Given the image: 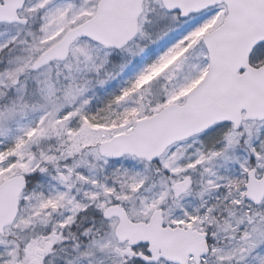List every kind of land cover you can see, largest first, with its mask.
I'll return each mask as SVG.
<instances>
[{
  "label": "snow or ice",
  "instance_id": "obj_1",
  "mask_svg": "<svg viewBox=\"0 0 264 264\" xmlns=\"http://www.w3.org/2000/svg\"><path fill=\"white\" fill-rule=\"evenodd\" d=\"M0 264H264V0H0Z\"/></svg>",
  "mask_w": 264,
  "mask_h": 264
}]
</instances>
